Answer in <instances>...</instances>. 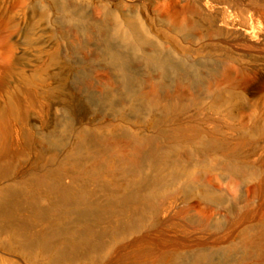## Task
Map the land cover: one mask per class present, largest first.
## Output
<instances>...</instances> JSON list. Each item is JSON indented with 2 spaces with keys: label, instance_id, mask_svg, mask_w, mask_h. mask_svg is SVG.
Masks as SVG:
<instances>
[{
  "label": "bare ground",
  "instance_id": "obj_1",
  "mask_svg": "<svg viewBox=\"0 0 264 264\" xmlns=\"http://www.w3.org/2000/svg\"><path fill=\"white\" fill-rule=\"evenodd\" d=\"M263 254L264 0H0V264Z\"/></svg>",
  "mask_w": 264,
  "mask_h": 264
},
{
  "label": "rangeland",
  "instance_id": "obj_2",
  "mask_svg": "<svg viewBox=\"0 0 264 264\" xmlns=\"http://www.w3.org/2000/svg\"><path fill=\"white\" fill-rule=\"evenodd\" d=\"M96 44L101 47V50H105V53H109L113 50V46L111 45V41H109V39L103 38V39H99L97 40ZM95 59L97 60H101V54L100 52H98L95 56ZM99 62V67H96L94 65H91V68L93 70H95L94 76H99L100 74H108L107 75V79L111 80L112 77L110 75V71L109 68L107 66V63L104 61H98ZM88 66H90V64H88ZM146 93L149 92V89L145 90ZM91 105V104H90ZM223 182V181H220ZM223 184H227V185H223V187L225 188V190L230 194V195H234L235 191H236V186L233 184L228 183V181H226V183ZM203 245V248H205L206 250H212L213 252L216 250L215 248H217V244H215L212 241H205L203 243H201ZM213 254V253H212ZM215 254V253H214ZM263 258H264V254H263Z\"/></svg>",
  "mask_w": 264,
  "mask_h": 264
}]
</instances>
